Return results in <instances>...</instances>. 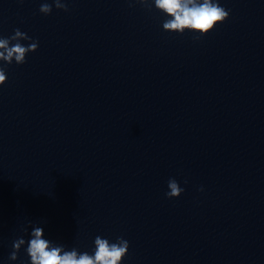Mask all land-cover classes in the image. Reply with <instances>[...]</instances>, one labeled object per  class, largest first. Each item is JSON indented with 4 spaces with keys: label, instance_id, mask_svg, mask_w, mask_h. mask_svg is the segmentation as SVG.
I'll use <instances>...</instances> for the list:
<instances>
[{
    "label": "water",
    "instance_id": "1",
    "mask_svg": "<svg viewBox=\"0 0 264 264\" xmlns=\"http://www.w3.org/2000/svg\"><path fill=\"white\" fill-rule=\"evenodd\" d=\"M149 2L0 0V38L38 42L0 60V264H30L37 226L90 255L123 238L117 264H264V0H218L199 39Z\"/></svg>",
    "mask_w": 264,
    "mask_h": 264
},
{
    "label": "clouds",
    "instance_id": "2",
    "mask_svg": "<svg viewBox=\"0 0 264 264\" xmlns=\"http://www.w3.org/2000/svg\"><path fill=\"white\" fill-rule=\"evenodd\" d=\"M140 2L148 8L152 6L149 0H140ZM54 4L58 9L68 10L62 0H54ZM154 4L158 10L170 17L163 23L164 30L183 33L185 29H188L199 33L194 37L195 39L206 35L217 23H223L229 16V11L220 6L218 0H154ZM39 11L45 15L50 14L52 5L44 2ZM24 39L31 40L32 38L19 29H16L11 37L0 38V49H3L0 51V60L9 64L13 59L17 64L25 63L26 54L35 51L38 48V42H32L25 47L20 43V40ZM10 41H16V43L10 46ZM5 82L6 74L0 67V84ZM168 188L170 191L165 195L169 198L178 197L184 191L174 178L169 179ZM22 230L27 232V228ZM94 243L96 246L94 255L87 252L79 253L75 248L65 250L63 245H56L44 238L43 228L37 226L31 232L26 252L30 257V264H117L127 253L129 247L128 241L123 238H118L116 243H110L107 239L97 236ZM24 244L23 237L13 241L10 260L18 258L19 250Z\"/></svg>",
    "mask_w": 264,
    "mask_h": 264
}]
</instances>
